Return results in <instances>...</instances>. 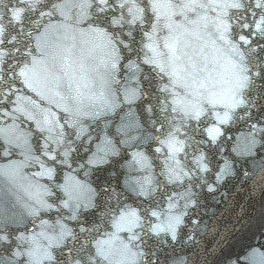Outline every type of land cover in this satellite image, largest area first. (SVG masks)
<instances>
[{
	"label": "snow or ice",
	"instance_id": "snow-or-ice-1",
	"mask_svg": "<svg viewBox=\"0 0 264 264\" xmlns=\"http://www.w3.org/2000/svg\"><path fill=\"white\" fill-rule=\"evenodd\" d=\"M27 3L37 25L57 15L69 19L75 10L81 22L93 29L109 36L120 33L111 66L118 80L123 74V81L111 106L113 115L120 114L121 123L118 138L105 130L103 145L94 151L86 149L84 158L75 164L76 147L61 153L48 143L42 145L45 162L38 165L43 169L38 176L56 180L57 168L47 161L75 168L76 175L59 182L58 191L40 185L38 207L29 209L30 220L0 215V242L20 241L0 264H100L101 260L114 264L116 251L126 264H138L151 237L166 233L176 240L178 229L189 218L193 225L199 224L192 214L199 195L194 180L197 174L203 177L211 171L204 147L220 142L244 105L243 91L254 90L257 99L264 100V15L256 11L264 7V0H256L239 29L230 19L210 21L198 13L201 0H144L151 11L144 3L141 10L151 19L139 22L140 17L133 18L131 30L121 23L125 6L118 0H45L38 10L34 0ZM159 6L172 10L163 14ZM15 24L17 30L12 33L0 24V135L6 136L17 135L16 122L21 117L33 121L25 102L39 64L32 49L21 42L25 31L20 16ZM52 27L44 25L45 30ZM156 158L167 185L183 188L165 193L164 210L158 204L144 203L160 188L152 175ZM114 163L122 171L144 173L133 180L138 203L118 198L113 203L114 189L106 179L117 176ZM231 173L232 164L226 160L215 173L217 183ZM206 190L214 192L215 185L207 184ZM102 196L103 208L97 203ZM8 227L16 228L14 236L5 231Z\"/></svg>",
	"mask_w": 264,
	"mask_h": 264
},
{
	"label": "water",
	"instance_id": "water-1",
	"mask_svg": "<svg viewBox=\"0 0 264 264\" xmlns=\"http://www.w3.org/2000/svg\"><path fill=\"white\" fill-rule=\"evenodd\" d=\"M34 2L37 10L45 6V0ZM118 2L125 6L121 23L126 30H131L133 18L140 17L139 22L151 19L147 14L151 11L150 5L144 0ZM201 2L198 13L210 21L230 19L239 29L255 8L256 0ZM142 3L147 11L141 10ZM21 8L24 9L22 13ZM157 10L167 14L172 8L159 6ZM256 11L258 15H264V7ZM17 16L21 17L25 31L21 42L32 49L39 64L32 89L27 93L29 99L25 102L33 121L21 117L16 122V136L0 135V215L23 216L28 221L31 219L29 209L38 207L36 198L40 185L47 184L49 189L58 191L59 182L76 175L75 168L47 161L48 166L57 168L56 180L45 181L38 176L37 172L43 170L38 165L45 162L41 154L44 143L59 148L61 153L76 147L77 151L72 154L75 164L84 158L86 149L94 151L98 145H103L105 130L110 136L119 137L120 114L113 115L111 105L121 90L123 74L118 80L116 70L111 66L119 32L105 35L103 30L81 22L75 10L69 19L57 15L37 25L34 23L35 13L27 0L23 3L21 0H0V24L8 33L17 30ZM45 24L55 27L45 30ZM29 31L31 36L27 35ZM242 95L244 105L234 114L232 124L226 127L220 142L204 147L211 171L203 177L197 174L194 180L199 195L192 214L198 217L199 224L193 225L189 218L178 229L176 240L166 233L151 237L142 249L143 255L138 257V264L264 262V131L259 130L264 127V100L257 99L254 90L251 93L245 90ZM253 124L257 128L254 129ZM81 136L85 137L84 140L79 139ZM226 160L232 164V173L217 183L215 173ZM154 163L152 175L160 188L150 201L144 203L158 204L164 210L165 193L182 191L183 188L179 184L167 185L161 175L159 158ZM113 168L117 176L106 179L114 189L111 194L113 203L117 198L121 202L138 203V189L133 180L142 178L144 173L137 169L122 171L115 163ZM80 175L86 179L82 173ZM122 180H128V184H122ZM207 184H214L215 191L208 192ZM97 203L103 208L105 196ZM5 231L14 236L16 228L8 227ZM19 243L15 239L11 245L0 242V260L11 256ZM21 252L26 254L23 249ZM112 260L114 264L122 261L126 264L119 251L114 253ZM100 264L107 262L101 260Z\"/></svg>",
	"mask_w": 264,
	"mask_h": 264
}]
</instances>
